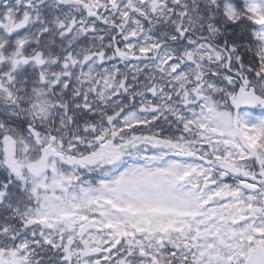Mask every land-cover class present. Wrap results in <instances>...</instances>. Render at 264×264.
<instances>
[{"label":"snow or ice","instance_id":"obj_1","mask_svg":"<svg viewBox=\"0 0 264 264\" xmlns=\"http://www.w3.org/2000/svg\"><path fill=\"white\" fill-rule=\"evenodd\" d=\"M0 264H264V0H0Z\"/></svg>","mask_w":264,"mask_h":264}]
</instances>
